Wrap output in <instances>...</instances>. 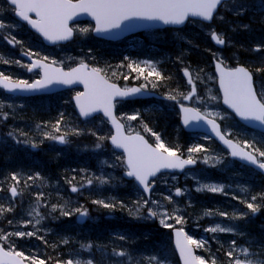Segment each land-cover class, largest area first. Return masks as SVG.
<instances>
[{
    "label": "rangeland",
    "instance_id": "rangeland-1",
    "mask_svg": "<svg viewBox=\"0 0 264 264\" xmlns=\"http://www.w3.org/2000/svg\"><path fill=\"white\" fill-rule=\"evenodd\" d=\"M0 23L5 25L0 28V73L16 81L29 82L39 78V74L31 73L26 61L18 56L21 52L65 69L89 63L109 80H127L123 85L126 88L138 81L144 82L139 83L143 87L154 88L129 64L133 67L139 65L153 82L162 75L149 76V65L163 74L165 67L177 63L176 88L167 91L175 99L144 107L119 103V118L131 134H150L146 129L147 125L150 126L168 147L164 146L174 152V146L181 141L180 146L185 151L180 154L199 162L197 168L182 175H161L148 202L136 187L124 180L125 160L109 144L112 131L107 121L96 117L83 122L75 114L71 98L78 90L62 93L52 100L12 97L0 91V204L11 196L4 188L6 185H15L19 192L16 202L0 205V212L11 211L8 216L5 212L4 216L0 214V244L11 252L20 250L21 257L32 264L43 253L46 237L56 233L52 225L57 218H77L78 214L86 212L88 225L82 228L85 230L82 237H77L80 233L77 226L70 230L74 237L68 234L67 226L59 229L58 236L55 235L58 239L62 236L59 239L61 245H69L68 255H73V264H87L89 260L92 264H170L167 263L168 251H163V255L155 250L149 254H132L120 248L114 239L99 245L91 243L92 236L87 237L89 228L99 222L110 224L116 215L132 222L155 223L165 231L174 227L185 229L191 239L203 243L198 249L206 252L207 256L204 254L202 258L207 262L231 264L232 260L240 259L258 264V261H264V240L260 236L253 237L245 223L249 216L264 212L263 178L231 160L227 152L208 138L201 135L184 138L175 134L174 121L175 118L177 121L178 112L173 104L180 101L216 119L227 136L264 162V157L259 155L264 152V135L246 129L221 105L211 61L216 58L228 67L242 64L249 68L264 103V0H233L224 5L211 25L193 22L184 31L144 33L138 39L124 42L122 45L130 53L127 63L123 59H112L108 49L104 50L102 44L97 45V41L91 38L92 27L89 25L76 26L77 37L73 43L46 49L39 39L14 20L10 10H0ZM215 31L226 41L222 50L211 42V34ZM9 40L13 42L9 43ZM151 43L158 44L160 50L153 49ZM203 53H206L205 61H201ZM113 61L125 64H114ZM158 61L162 69H159ZM185 70L189 76L184 75ZM185 96L190 98L184 99ZM133 116L136 118H129ZM60 136L65 142L50 138ZM197 148L200 150L189 151ZM39 158L50 162L47 167H53L51 174H45L44 168L34 160ZM206 185L223 190L211 192ZM73 187L77 191L73 192ZM177 190H181V198H176ZM97 201H103L109 207ZM249 203L258 210L252 212L247 207ZM148 211L157 213L156 222L149 217ZM161 220H164L163 224ZM217 226L231 231H209ZM35 237L43 243L36 241ZM69 238H73L72 241ZM89 246H94L95 250L91 252ZM244 249L249 255L245 256ZM230 251L232 257L228 256ZM119 252L124 255L115 254Z\"/></svg>",
    "mask_w": 264,
    "mask_h": 264
},
{
    "label": "snow or ice",
    "instance_id": "snow-or-ice-1",
    "mask_svg": "<svg viewBox=\"0 0 264 264\" xmlns=\"http://www.w3.org/2000/svg\"><path fill=\"white\" fill-rule=\"evenodd\" d=\"M10 4L14 6L15 14L30 24L33 28L37 29L46 39L50 41L67 40L72 36L73 30L68 27V21L71 20L80 12L88 13L95 20L97 27L95 31L102 32L108 31L110 28H119L120 22L130 19L132 17H138L148 20H159L165 24L179 25L183 24L189 17H198L206 21H210L213 18L214 12L219 5L222 4V0H9ZM29 13H34L38 19H32ZM5 27L3 23H0V28ZM82 31H87L83 29ZM212 39L218 44H224V39L217 35L215 32L212 34ZM14 39V38H13ZM13 40H9L12 43ZM18 43V41H16ZM2 59V58H0ZM7 63L8 61H3ZM41 66L40 62L32 64L29 68ZM129 67L133 71L144 73V69L139 65L133 67L129 64ZM219 67V65H218ZM87 65L81 63L79 68H74L70 72L60 73L62 79L58 82L71 84L75 80H80L85 84L88 89L87 92L79 94L76 97L77 103L80 106V112L82 115H89L91 112L96 111L98 108H102L104 114L112 118V122L117 129V136L111 137L112 143L119 148H123L128 154L127 164L130 169L128 176H134L141 185L144 186V190H149L148 177L155 176V174L163 168H183L186 164H192L195 161L191 158L180 159L176 152L164 146L163 143H158L156 147H152L143 139V137L130 136L124 137L121 132V125L112 116L111 104L112 99L115 96L125 97L131 94L140 92L139 88H130L121 90L115 84L109 83L103 76L100 75V70L93 68L90 72H84ZM150 71L148 75L155 74L160 77V73L156 72L155 68L149 65ZM58 71V70H53ZM185 76H189L187 70H185ZM147 78V77H145ZM45 82H51V79L45 73V81H37L35 84H28L26 81L17 83H11L10 78L0 73V86L14 91L16 89H37L45 86ZM192 83L191 78L188 81ZM221 86L224 89V102L229 104L230 107L235 109L238 115L245 119H255L264 123V103L260 99H257V94L252 87L251 74L243 67L236 68L235 70H229L221 73ZM195 89L193 88V92ZM175 99V97H169ZM189 96H185L184 99H189ZM187 113H191V109H183ZM135 119L136 117H129ZM189 116H185L184 123L189 122ZM191 118L202 119L203 117L197 112ZM212 125L213 130L217 131V135H220L218 126L213 120L208 121ZM59 129H57L58 131ZM150 131V130H149ZM156 136L157 141L160 137ZM52 139H58L61 143L65 142L64 137H50ZM221 139L223 137L221 136ZM225 144H228L233 148L232 155L240 156L242 159L251 162L252 164H258V167L264 169V162L258 163L255 156L245 152L243 149H239L233 145L231 141L225 140ZM200 149H189V151H199ZM256 151H259L258 149ZM167 153V155H165ZM259 155L264 157V152H259ZM15 179V177H13ZM91 183V181H89ZM208 191L218 192L222 191V188L216 186H205ZM13 196H15L16 189H11ZM75 192L77 189L72 188ZM179 194V190L177 191ZM256 198L253 197V200ZM97 203L103 204L104 207H109L108 204H104L103 201H97ZM252 212L258 210L257 206L252 203L247 205ZM68 215V213H63ZM86 212H81V216H85ZM151 216L157 215L155 212L150 211ZM38 222V221H37ZM180 219L177 218V223H180ZM164 223V220H161ZM169 227L170 225H165ZM211 232H224L231 231V229L221 228L219 226L209 229ZM17 235H24V233H17ZM32 235V233H28ZM177 247L180 249L181 255L184 259V264H215V261L207 262L204 258L194 256L192 249L189 245H196V247H203L201 241H196L183 234L182 231H177ZM7 239V237H3ZM235 243V242H233ZM90 247V246H89ZM245 256L249 255L247 249L242 250ZM116 255L123 256V252L115 253ZM23 254L16 252L11 253L0 249V264H21V261L17 257H21ZM229 257L233 256V252L228 253ZM32 264H36L33 260ZM40 264H44L40 261ZM67 264H73L72 260L67 261ZM79 264V262H77ZM87 264H92V261H88ZM231 264H252L251 260L242 261L240 259H234ZM258 264H264V261H258Z\"/></svg>",
    "mask_w": 264,
    "mask_h": 264
},
{
    "label": "trees",
    "instance_id": "trees-1",
    "mask_svg": "<svg viewBox=\"0 0 264 264\" xmlns=\"http://www.w3.org/2000/svg\"><path fill=\"white\" fill-rule=\"evenodd\" d=\"M204 57H202L201 61H205L204 59H206V53L204 54ZM114 64H124V62H117V61H113ZM176 67L177 65L172 64V66L170 67L169 70H166L164 72V75L162 77V79H158V80H153L152 79L148 81L149 85H154V88L157 89H161L162 90H171L172 87H175L174 84L177 80V71H176ZM179 67V66H178ZM129 69V68H128ZM127 70V69H125ZM171 81V82H170ZM170 83L172 85H170ZM168 87V88H167ZM174 126L177 128L175 131V134L178 135H182L185 137H188V135L180 128V126L177 124L176 118L174 121ZM148 132L150 134H152V137L150 134H148L151 142H153L155 145H157L158 143H163L164 141L162 139H160L159 141H157V139L154 137L153 133L155 134H159L156 133L150 126L147 125ZM150 130V131H149ZM178 140V139H177ZM164 144V143H163ZM167 146V144H164ZM181 141L178 140V144H176L174 146L175 152H179L182 153L183 151H185L183 148H181ZM179 146V148H178ZM168 147V146H167ZM53 167H50L48 170H45V173H49L51 174ZM48 171V172H47ZM57 171V170H56ZM55 171V172H56ZM262 186H264V182H261ZM5 190L7 189V186L4 187ZM10 203L7 200H4V204ZM2 205V203L0 204ZM2 205V206H3ZM5 216H8V210H5ZM4 212H0V214H3ZM1 216V215H0ZM4 216V214H3ZM59 216V215H56ZM263 217H264V212L261 213L260 215L254 217L253 215L249 216L248 220V226H249V230L250 233L253 237H257L260 236L262 238V240H264V221H263ZM114 219V222L112 224H108L107 222H99L98 225L93 226L91 228H89V236H92L93 239H99L100 241H105L107 243H110L111 239L114 238L116 241H119L120 238L125 240L128 244V246H130L128 249H132L133 252L136 253H140V252H146L148 253L149 251H156V250H160V251H168L169 252V258L171 257L173 264H179L177 257L174 253V249L172 247V244L169 240L168 234H165V230L160 229V228H156V227H143L142 229H139L141 227H139L140 225L137 224H132L129 221H123L119 215H116ZM64 221L63 225H67L70 226L71 221L70 220H61L60 218H57V221L54 224V229H63V225H61ZM139 227V228H138ZM92 230V231H91ZM155 230V231H154ZM69 235H72L70 232H68ZM162 234V235H160ZM165 234V235H163ZM56 234H53L52 236L46 237V245L45 247H43V252L44 254H40V261H43L44 264H67V261L72 260L73 256L68 255L69 254V245H61L60 242V238L62 236H60V238H56L55 237ZM75 234H73L74 236ZM66 237H68L67 235H65ZM79 236H83V232L80 231ZM35 239L37 241L38 238L35 237ZM130 243H129V241ZM41 243H43L42 241H39ZM161 246V247H160ZM46 248V249H45ZM204 254L206 255V252L201 250L198 252V255L201 257V255ZM202 258V257H201ZM37 263L40 264V262H38V260L36 261Z\"/></svg>",
    "mask_w": 264,
    "mask_h": 264
},
{
    "label": "water",
    "instance_id": "water-1",
    "mask_svg": "<svg viewBox=\"0 0 264 264\" xmlns=\"http://www.w3.org/2000/svg\"><path fill=\"white\" fill-rule=\"evenodd\" d=\"M223 1H224V0H222V2H223ZM219 6H220V5H219ZM219 6H218V7H219ZM218 7H217V9H218ZM217 9L215 10L214 13H216ZM189 17H192V16H189ZM189 17H188V18H189ZM78 18H83V19L90 18V19H92V20H94V21L96 22V20H95L91 15H89L88 13L80 12V13H78L76 16H74L71 20L68 21V27H69L70 23H71L72 21H74L73 19H78ZM188 18H187V19H188ZM193 18L201 19V18H198V17H193ZM131 19H133V17L130 18V19H127V20H123V21H121V22H120V27H119V28H110L108 31H102V32H100V35H102V36H106V37H110V38H113V39H117V38H119V37H123L124 35H126L127 33H130L131 31L140 30V29H147V28H154L155 26H159V25H161L162 27H165V26L180 27V26L184 25V24L186 23V21H187V19H186L185 22H184L183 24L174 25V24H165V23H163L162 21L155 20L156 22H159L160 24H159V25H158V24H155V25H149V24H147V25H145L146 23H150V22L153 21V20H148V19L139 18L138 20L133 19V21H131ZM201 20H203V19H201ZM211 20H212V19H211ZM211 20H210V21H211ZM204 21H206V20H204ZM210 21H207V22H210ZM135 24H137V25H135ZM36 30H37V29H36ZM38 32H39V31H38ZM39 33H40V32H39ZM40 34H41V33H40ZM41 35H42V34H41ZM44 38H45V37H44ZM72 38H73V32H72V36H71L69 39H67V40H61V41H55V42L50 41V40H48V39H46V38H45V40H46L47 43H49V44H55V43H61V42H67V41H70ZM222 71H223V72H227V70H225V69L222 68L221 66L218 67V65H217V73H218V75H219V77H220V88H221V91H222V93H223V97H224V89H223L222 86H221V73H222ZM53 76H56V74H53ZM48 77L51 79V82H50V83H49V82H45V85H47V86L50 87V86H51V83H52L55 79L52 78V76H50V75H48ZM59 80H60V78L57 79V81H59ZM76 84H82V85L84 86L85 90H86L85 92L88 91V89L85 87V84H84L83 82H81L80 80H75V81H74L73 83H71V84H65V83H64V85H63L62 87H63V88L72 87V86H74V85H76ZM252 87H253V80H252ZM55 89H60V88H54V90H55ZM6 90H7V91H10V90H8V89H6ZM11 92H19V89H16V90L11 91ZM29 93H31V92H29ZM29 93H28V94H29ZM152 95H153V94H147V97H150V96H152ZM127 97H128V96H125V97L115 96V97H113V99H112V104H111V112H112V116L115 117V111H114L115 108H114V105H113V104H114V99H115V98H127ZM257 99H258V98H257ZM77 104H78V103H77ZM224 105L227 106L230 110H232V111L238 116V118H239L242 122L250 123V124H252L253 126H255V127H257V128L263 129V128H262V124H263V123H262L261 121H258V120H255V119H245V118L241 117L240 115H238L237 112L235 111V109H233L232 107H230L229 104H226V103L224 102ZM78 106H79V105H78ZM79 107H80V106H79ZM101 110L103 111L102 108H101ZM191 110H193V109H191ZM103 113H104V111H103ZM195 113H197V111H195V110H193L191 113H187V114L183 111V120H182V124H183V126L185 127V129H186L187 131H202V132H205V133L210 134V135L213 136V137H214V138H215V139H216L221 145H223L224 147H226L227 149H229V151H230L231 154H232L233 148L230 147L228 144H225V143H224V141H225V140H228V139H227V138L221 133L219 125L215 122V124L218 126V131H219V133H220V135H217V131H214L212 125L208 123L209 119L203 117V115H201L199 112H198V113L200 114V116L203 117L202 119L191 118V117H193V116L195 115ZM186 115H188V116L190 117V118H189V122H188L187 124L184 123V120H185V116H186ZM105 116H106V115H105ZM106 117L111 121V125H112V127L114 128V130H115V135H114V136H117V129H116L115 124L112 122V118L109 117V116H106ZM84 118H86V116H84ZM115 119H116V117H115ZM116 121L122 126V127H121L122 135H123L124 137H130V136H126V135H125L123 125H122L117 119H116ZM263 126H264V124H263ZM133 136H137V135H133ZM221 136L223 137V139H221ZM141 137H142V136H141ZM143 139H144L145 141H147L144 137H143ZM229 141H230V140H229ZM231 142H232L233 145L237 146L239 149H242L239 145H237V144L234 143L233 141H231ZM110 143L114 146V148H115L116 150H118V151H122V152L125 153V155H126V162H127L128 154L124 151V149H123V148H119V147H117L116 145H114V144L112 143V140H110ZM147 143H148V141H147ZM148 144H149V143H148ZM149 145H150V144H149ZM151 146H152V145H151ZM152 147H153V146H152ZM244 151H245V150H244ZM245 152H247V151H245ZM247 153H248V152H247ZM165 155H167V154L165 153ZM232 157H235V158H237V159H240L241 161H243V162H245V163H247V164H250V165L254 166L256 169H258V170H260L261 172L264 173V169L259 168V167H258V164H252L251 162L242 159L240 156H233V155H232ZM180 159H181V158H180ZM127 165H128V164H127ZM189 166H193V165H192V164H186V165H184L183 168H163V169H160V171H158V172L155 174V176H149V177H148V183H149V181H150L152 178L156 177V175H157L158 173L162 172V171H175V170L183 171L186 167H189ZM125 176H126L128 179L135 178L134 176H128L127 174H125ZM136 181L138 182V184H139V186L141 187V189H142L143 191H145V190H144V186L141 185V184L139 183L138 180H136ZM152 190H153V187H152V188H149V190H148V191H145V193H146L147 195H149L150 192H151ZM183 234H184V233H183ZM175 244H176V248H177L178 254H179V256H180L181 262H182V264H184V259H183L182 255H181L180 249L177 247V235H176V238H175ZM189 247H191V249H192V254H193L194 256H196V254H195V250H194L193 246H192V245H189ZM0 249H2L1 246H0ZM17 259L21 261V264H24V262H23L20 258L17 257Z\"/></svg>",
    "mask_w": 264,
    "mask_h": 264
},
{
    "label": "bare ground",
    "instance_id": "bare-ground-1",
    "mask_svg": "<svg viewBox=\"0 0 264 264\" xmlns=\"http://www.w3.org/2000/svg\"><path fill=\"white\" fill-rule=\"evenodd\" d=\"M219 29H220V28H219ZM217 31H218V30H217ZM218 33H219V32H218ZM1 203H3V202H1ZM3 204H4V203H3ZM3 204H2V205H3ZM130 213H131V212H130ZM107 223H108V222H107ZM198 257H200V256L198 255ZM201 257H203V255H201Z\"/></svg>",
    "mask_w": 264,
    "mask_h": 264
}]
</instances>
